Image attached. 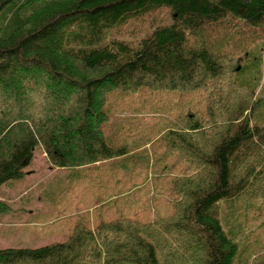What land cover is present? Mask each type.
I'll list each match as a JSON object with an SVG mask.
<instances>
[{
	"label": "trees",
	"instance_id": "trees-1",
	"mask_svg": "<svg viewBox=\"0 0 264 264\" xmlns=\"http://www.w3.org/2000/svg\"><path fill=\"white\" fill-rule=\"evenodd\" d=\"M256 45L264 0H0V184L27 174L37 143L58 166L120 157L111 201L141 190L131 177L165 181L143 193L155 214L107 217L108 201L66 240L0 248V264L264 257L260 97L235 78Z\"/></svg>",
	"mask_w": 264,
	"mask_h": 264
},
{
	"label": "rangeland",
	"instance_id": "rangeland-1",
	"mask_svg": "<svg viewBox=\"0 0 264 264\" xmlns=\"http://www.w3.org/2000/svg\"><path fill=\"white\" fill-rule=\"evenodd\" d=\"M242 62L243 67L235 73V78L239 82L258 86L260 101L251 118L256 123L264 124V47L256 45L249 55L242 58ZM142 153L148 154L146 151ZM49 159L43 145L37 143L33 157L25 168L27 174L0 184V193L11 194L10 209L0 212V248L38 247L66 240L75 223L92 219L91 213L99 216L102 213L100 206L108 201L110 203L105 205L109 211L107 217L117 214L144 217L146 215L139 212L143 209L145 214H155L153 208L149 212L151 199L147 193H143L147 188L152 191L155 185L164 187L165 181L158 179L150 171L148 181L147 175H143L141 178L131 177L122 185L134 186V179L140 180L136 184L141 188L139 192L142 194L139 204L138 201H133L134 195L139 197V192L132 193L129 198H112L111 201V196L118 194V188L111 183L116 173L108 174L107 164L102 168L99 165H83L80 169L58 170L50 166ZM111 167L115 171L118 165L112 164ZM156 202L164 201H153L154 206ZM251 245H243L234 264H260L264 260V257H260L245 262Z\"/></svg>",
	"mask_w": 264,
	"mask_h": 264
},
{
	"label": "crops",
	"instance_id": "crops-1",
	"mask_svg": "<svg viewBox=\"0 0 264 264\" xmlns=\"http://www.w3.org/2000/svg\"><path fill=\"white\" fill-rule=\"evenodd\" d=\"M108 133H110L109 132V128H108ZM45 154H46V157L48 158V155H47V153H46V151H45ZM136 157L138 158V159H143V157H144V153H138V154H136ZM120 157H117V158H114V159H112V160H105V161H101V162H96V163H92V164H89L90 166H88V167H91V166H100L101 168H102V166L104 165V164H107L108 165V167H107V173L108 174H110V172L111 171H113V168L111 167V165L112 164H117V165H119L115 170H116V173H118L119 172V170L122 168V170H124L125 169V167H123V166H126V165H124V163H116V162H113V161H118V160H120L119 159ZM50 160V159H49ZM50 166H52L53 167V169H55V168H57L58 170L59 169H63V170H72V169H80L81 168V166H58V165H55L51 160H50ZM144 164V163H143ZM83 166V165H82ZM68 167H70V168H68ZM71 167H73V168H71ZM87 167V166H86ZM142 168V166L141 167H138V169H141ZM144 168V167H143ZM124 171H126V170H124ZM6 196V197H5ZM0 199H3V200H6V201H8V202H10V199H11V194H8V193H6V192H2V193H0ZM111 199V198H110ZM11 201H15V200H11Z\"/></svg>",
	"mask_w": 264,
	"mask_h": 264
}]
</instances>
